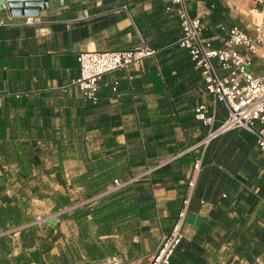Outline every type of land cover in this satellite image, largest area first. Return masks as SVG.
Returning <instances> with one entry per match:
<instances>
[{"label":"crops","instance_id":"0c3cea01","mask_svg":"<svg viewBox=\"0 0 264 264\" xmlns=\"http://www.w3.org/2000/svg\"><path fill=\"white\" fill-rule=\"evenodd\" d=\"M190 6L193 16L199 6L209 9L204 36L216 47L227 38L222 26L253 31L260 19L254 0H191ZM103 15L117 20L89 38L72 39L75 23ZM62 24L67 38L57 29ZM181 34L164 0H49L33 18L0 9V208L18 209L29 227L10 237L0 264H109L112 257L149 264L177 223L192 177L197 185L201 173L215 170L208 191L222 190L219 179L226 176L237 185L234 194L260 189L264 167L252 177L247 166L264 159L257 143L236 133L207 152L211 127L197 119L196 108L207 106L215 129L228 109L205 92L201 71L177 44ZM142 39L155 54L131 67L132 80L126 70L103 76L98 104L72 86L80 52L131 49ZM254 62L264 74V58ZM197 161L202 167L195 174ZM116 179L137 180L107 192ZM84 199L93 201L82 205ZM212 206L188 213L186 239L195 238ZM217 236L215 243H223H205L204 264L239 258L237 239Z\"/></svg>","mask_w":264,"mask_h":264},{"label":"built area","instance_id":"2783aa9c","mask_svg":"<svg viewBox=\"0 0 264 264\" xmlns=\"http://www.w3.org/2000/svg\"><path fill=\"white\" fill-rule=\"evenodd\" d=\"M190 1L164 0L165 10L168 13L174 12L179 20L182 34L178 45L188 51L201 71L205 92L213 97L215 103H222L228 109V117L215 129V118L207 115V106L200 105L196 108L197 119L211 127V132L203 144L209 145L212 140L229 131L244 129L256 135L257 147L264 155V74L256 73L254 62L257 56L264 58V0H254V13L260 16V20L253 31H245L237 26L221 27L222 32L227 35L222 47H216L213 40L204 36V19L210 13L209 9L199 6L193 16ZM240 49L244 50V53ZM154 54L155 51L143 39L138 47L131 49L82 51L78 54L80 76L72 81V86L77 87L85 99L98 104L99 84L103 76L117 70H126L128 79L132 80L133 77L129 73L131 67ZM119 87L120 82L115 81L113 92L117 93ZM201 167V161H197L194 173H199ZM153 171L154 169H149L148 174ZM136 180L122 182L116 179L107 192ZM188 185L189 191L183 201L177 223L172 232L163 237L149 264H171L177 247L185 238L187 215L196 187V178L192 177ZM223 196L226 197V194ZM92 201L93 199H87L82 205ZM234 260L241 262L238 257ZM109 264L121 263L117 257H112Z\"/></svg>","mask_w":264,"mask_h":264},{"label":"trees","instance_id":"16d2710c","mask_svg":"<svg viewBox=\"0 0 264 264\" xmlns=\"http://www.w3.org/2000/svg\"><path fill=\"white\" fill-rule=\"evenodd\" d=\"M117 18L110 15L96 16L87 20H82L75 23L72 30V39L74 41L84 40L93 34H97L104 29L109 28ZM139 31L143 34L141 27L137 24ZM63 34V38H67V28L62 24L59 28ZM180 39V38H179ZM178 39V41H179ZM177 41V44H178ZM151 49L152 46L147 42ZM179 46V45H178ZM154 50V49H153ZM155 51V50H154ZM240 133L243 138L252 145L257 143V137L254 133L244 130L236 129L218 136L209 143L207 152L210 146L222 137L234 136ZM240 147H243L242 145ZM253 174H257L259 168L264 167V159L258 160L256 163H248L247 165ZM207 176L201 173L198 178L197 185L192 195L189 212H197L204 208V204L210 202L213 206L209 211L206 220L200 226L197 235L193 240L183 239L181 244L177 247L175 255L173 256L171 264H204V248L205 243L215 244L220 248L223 241L215 243L213 234L218 227L224 230V240H236L234 244V253L240 259H244L252 264H255L256 259L261 257L264 259V177L260 179L257 184L260 189L255 192L251 191L248 194H234L232 191L236 189L237 185L231 177H216L219 179L222 190L208 191V184L213 183L215 170ZM240 180V178H237ZM226 194V197L223 195ZM202 202H205L202 204ZM254 215V219L250 225H246L248 218ZM21 213L14 207L0 208V251L4 254L12 247L10 237L20 232L24 233L29 229L27 225L23 226ZM18 229L17 231H11ZM237 264L240 261H233L230 259L227 264Z\"/></svg>","mask_w":264,"mask_h":264},{"label":"water","instance_id":"95a60500","mask_svg":"<svg viewBox=\"0 0 264 264\" xmlns=\"http://www.w3.org/2000/svg\"><path fill=\"white\" fill-rule=\"evenodd\" d=\"M1 8H7L12 17L33 18L49 8V0H0Z\"/></svg>","mask_w":264,"mask_h":264},{"label":"rangeland","instance_id":"374dc122","mask_svg":"<svg viewBox=\"0 0 264 264\" xmlns=\"http://www.w3.org/2000/svg\"><path fill=\"white\" fill-rule=\"evenodd\" d=\"M260 20V19H259ZM84 201H85V199H84ZM21 213V212H20ZM26 226V224H24L23 226H21L19 229H22V228H24ZM14 230H18V229H12L11 231H14ZM185 230H186V227H185ZM18 233V232H17ZM219 233H224V230L221 228V227H218L216 230H215V232H214V237L216 238V239H218L219 240V237L217 236ZM185 236H186V231H185ZM206 244H208V243H206ZM206 244H205V246H206ZM212 246H213V244H211Z\"/></svg>","mask_w":264,"mask_h":264}]
</instances>
